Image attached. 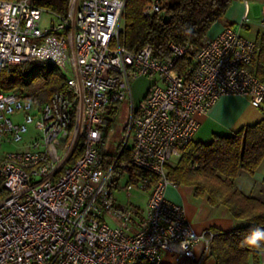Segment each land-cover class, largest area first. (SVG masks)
<instances>
[{
  "label": "built area",
  "instance_id": "2783aa9c",
  "mask_svg": "<svg viewBox=\"0 0 264 264\" xmlns=\"http://www.w3.org/2000/svg\"><path fill=\"white\" fill-rule=\"evenodd\" d=\"M37 1L0 0V67L50 63L66 85L41 104L0 92V145L20 144L0 153V264H160L165 253L194 260L197 245L200 264L215 233L196 232L165 196L178 186L168 166L193 140L196 115L221 95L264 105V82L253 71L258 45L227 26L198 47L169 44L171 57L160 60L149 45L136 53L122 45L127 0H68L66 15ZM158 10L152 1L144 12ZM45 11L51 19L42 28ZM247 21L245 0L240 25ZM183 57L193 62L186 76L175 67ZM151 75L155 82L130 105L120 149L103 153L106 107L128 104L131 82ZM132 167L147 174L132 182ZM119 188L146 191L144 209L117 204Z\"/></svg>",
  "mask_w": 264,
  "mask_h": 264
},
{
  "label": "trees",
  "instance_id": "16d2710c",
  "mask_svg": "<svg viewBox=\"0 0 264 264\" xmlns=\"http://www.w3.org/2000/svg\"><path fill=\"white\" fill-rule=\"evenodd\" d=\"M157 1L159 10L145 14ZM68 0H38L36 4L66 15ZM233 0H127L123 13L122 45L131 53L149 45L157 59L171 57L169 44L198 47L211 26L222 19ZM259 51L253 63L255 75L264 82V33L256 40ZM193 65L190 57L176 62V70L186 76ZM65 77L53 64L0 67V92H19L38 104L64 89ZM264 109V105L261 106ZM128 153L122 152L120 159ZM264 161V118L232 136H214L209 144L191 141L175 164L168 166V178L175 184L193 186L194 196H206L209 205H223L235 219L246 223L229 231L211 229L209 256L215 264H261L264 250V201L249 196L234 183L241 171L254 172ZM122 173L119 172L117 179ZM147 173L132 167L130 181ZM140 264H148L146 262Z\"/></svg>",
  "mask_w": 264,
  "mask_h": 264
},
{
  "label": "crops",
  "instance_id": "0c3cea01",
  "mask_svg": "<svg viewBox=\"0 0 264 264\" xmlns=\"http://www.w3.org/2000/svg\"><path fill=\"white\" fill-rule=\"evenodd\" d=\"M255 2L256 0H247L248 21L241 26L245 0H233L226 16L215 22L207 35L216 36L225 27L230 26L244 38L255 41L258 33H264V4L258 7V2L256 4ZM252 24L259 27L252 29ZM153 82H155L154 79L150 81V84ZM145 94L141 95L140 100ZM262 118H264V109L252 105L247 97L234 94L221 95L206 113L196 115L199 127L193 135L192 141L209 144L216 135L232 136L240 129L254 125ZM234 183L243 193L264 201V161L252 173L241 171ZM165 196L183 207L187 220L196 232L200 233L207 229L229 231L242 225V220L232 217L225 206L213 207L208 204L206 196H194L191 185L168 186ZM201 252L202 247L197 245L194 248L196 257L194 260L184 257L177 258L171 253H165L160 264H198ZM259 261L264 264V250L259 253ZM200 264H215V260L213 257L207 256Z\"/></svg>",
  "mask_w": 264,
  "mask_h": 264
},
{
  "label": "rangeland",
  "instance_id": "374dc122",
  "mask_svg": "<svg viewBox=\"0 0 264 264\" xmlns=\"http://www.w3.org/2000/svg\"><path fill=\"white\" fill-rule=\"evenodd\" d=\"M256 2H258L257 4L258 7L261 6V4H264V0H256ZM50 19H51V14H49V12L46 11L43 12L40 21V26L42 28L47 27ZM257 27L259 26L252 24V29L253 28L256 29ZM153 79L156 80L157 76L156 75L143 76L134 79L131 82V86H132L131 101L129 100L128 104L115 103V104H110L106 107L107 112L105 116L109 120L110 124L103 125L101 127L104 136L102 139V143L100 145V150L103 153H106L107 155H113L114 153L117 152V150L120 149L121 141L123 138V127L128 119L130 105L132 104L134 107L138 106L141 95H143L148 91L150 87V81ZM29 129H30L29 133L32 131V133L33 134L35 133V135L37 133H40L41 131L40 125L37 120L29 125ZM18 148H20V144H14V143L2 144L0 145V153L2 151L4 152L15 151ZM177 160L178 157H172L170 160V164L172 165L175 164ZM124 182L125 180H120L119 183L123 186ZM146 195H147L146 191L138 188L133 189L129 194L122 188L112 190V197L117 204L119 203L124 206L139 205V207L143 209L145 207ZM241 222L243 225L246 223L244 220H242Z\"/></svg>",
  "mask_w": 264,
  "mask_h": 264
}]
</instances>
